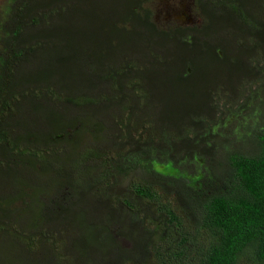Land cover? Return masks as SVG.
<instances>
[{"label": "trees", "instance_id": "obj_1", "mask_svg": "<svg viewBox=\"0 0 264 264\" xmlns=\"http://www.w3.org/2000/svg\"><path fill=\"white\" fill-rule=\"evenodd\" d=\"M149 5L3 0L0 240L17 229L11 237L36 260L49 254L48 264H66L45 244L70 235L67 227L77 235L72 250L66 247L75 264H83L79 252L96 247L98 264H264V127L248 139L247 150L226 154V166L216 159L223 157L218 128L230 113L223 112L250 111L247 99L257 113L264 110V99L258 101L264 96V0H194L203 24L175 29L160 27ZM108 88L112 93L90 95ZM156 105L158 115L151 109ZM114 108L152 126L147 140L134 139L111 164L93 147L110 139L115 126L79 116ZM77 135L83 143L74 141ZM70 146L82 151L77 166L63 168L58 162ZM195 157L210 164L195 184L184 171L172 177L153 167ZM93 159L103 163L90 164ZM47 168L53 197L34 187ZM30 171L37 182H20L32 178ZM157 186L174 194L179 207L162 200ZM136 201L149 204L148 219L136 213ZM20 205L37 207L33 226L20 218ZM88 210L90 230L76 233L70 220ZM156 219V230H149ZM115 229L132 248L121 247Z\"/></svg>", "mask_w": 264, "mask_h": 264}, {"label": "rangeland", "instance_id": "obj_2", "mask_svg": "<svg viewBox=\"0 0 264 264\" xmlns=\"http://www.w3.org/2000/svg\"><path fill=\"white\" fill-rule=\"evenodd\" d=\"M3 0H0V5L2 4ZM149 7L154 12V17L156 22L160 27L163 28H177V27H199L202 23V18L200 15L196 12V9L194 7V0H150ZM182 19H178L177 16ZM184 25V26H183ZM186 25V26H185ZM92 98H97L95 96L96 93H112L111 88H108V90L104 91L102 89H93L91 92ZM264 99V96H261L258 101H261ZM247 105L250 106V111L243 112L239 109L233 108L230 111H224L223 113L230 112L229 117L227 121H223L218 128V134H220V143L221 145L218 148V151L220 154H223V157L216 158L218 162L223 163V167L226 166L225 158L227 153H235L240 152L248 149V139L252 137L254 134H256L258 131L261 130V128L264 127V110L260 112H256L255 109H252V105L254 101H251L250 99H247L245 101ZM152 107V106H151ZM153 114L158 115L160 111L159 106H155L153 108ZM146 112V111H145ZM81 113V112H80ZM67 115V113H66ZM70 118H74L72 116L67 115ZM132 118V124L129 123L128 118ZM79 118L84 119L85 121L89 122L90 120H94L97 122H100L99 124L108 126L109 124L111 126H115L114 130H112V137L115 139L117 138V141L111 145V133H110V139L108 137L104 140L102 139L103 144L99 146H95L97 151H101L103 157H109L111 159V164L115 162V159L118 158L120 154H126L130 149V142H132L134 139L138 140L140 137H142L140 140H147V137L149 136V128L152 126V124H144V121L137 122L135 121L134 117L131 115V111H127L126 114L122 113L121 110L118 111V109H109L108 111H105L104 114L96 115L93 114H86L83 118L79 116ZM158 122V121H157ZM159 123V122H158ZM159 125L155 124V131H158ZM143 136L146 139H143ZM63 136H59L57 139H61ZM253 138V137H252ZM91 139V138H90ZM92 140V139H91ZM74 141L77 143H83L82 140L78 137V135L75 137ZM135 142V141H134ZM91 148H89L90 150ZM82 151V147L79 146H70L68 147V151L66 154L62 156L60 161L58 162V165L63 168H71L75 167V162L78 160L77 154ZM57 153H59L57 151ZM223 158V160H222ZM94 162H90L93 164H101L103 163L101 160L93 159ZM106 164V163H105ZM213 165V164H212ZM154 170L160 174L166 175V176H172V177H179L183 174V171L186 173L184 177L188 180L189 184H195V182H198L201 178H205L206 173L209 172L210 164L206 162L204 159H201L200 157H195L193 161L189 160L188 162L180 163L179 166H175L173 163H166L161 164L154 162L153 163ZM103 169H100L98 171L97 179L99 180L98 185L95 187V189H100V183L103 178ZM53 174V172L47 168L45 176L41 178L43 181L41 183H36L35 188L39 193H47L49 196L53 197L56 194V188L52 184L50 174ZM30 174L32 176L31 179H27V176H24V179H20V182H29V183H35L37 182V178L33 174L32 171H30ZM92 182H90V185ZM156 187V190L161 195L162 200L167 202L169 201L171 204H173L176 208H178V203L175 199L174 194L168 193L164 189ZM46 191V192H45ZM137 204H134L136 213L140 214L141 219H148V216L144 214V211H147L149 208L148 203H144L141 201H136ZM141 203V204H140ZM30 204V203H29ZM33 206V205H32ZM31 206V207H32ZM27 208L26 206H19V214L20 218L21 216H24V220L27 221L31 226L32 221H36L35 215L37 213V207L33 206L32 208ZM77 217L70 220L71 223H73L77 228L73 229L76 233H78L81 230V227H83L84 230L89 231V221L85 217H89L92 215V211H87V216H84L83 213L77 212L75 213ZM31 222V223H30ZM159 224V220L156 219L153 223H147V228L149 230H156L154 227V224ZM93 232L95 236L98 235V225L97 223H94ZM118 229V228H117ZM70 233V235L66 232L61 238H56L54 241L56 244H54L52 241L46 243L45 245L51 246V248L55 249V252L60 256L64 257L66 264H75L74 259L71 255L68 254L66 247L69 248V250H72V246L77 241V235L74 238L71 231L68 229V227L65 229ZM17 229H11V235L5 234L2 240H0V264H48V256L44 255L41 259H34L30 256V253L28 255L29 250L26 249L22 245V242L20 240L14 239L11 237L12 235H16ZM113 233L116 236V239L120 243L121 247L124 249L132 248L133 243L129 241L128 239H123L119 237L116 233V229L113 230ZM28 246V242H27ZM32 251H38L40 248L39 242L32 241L31 242ZM50 249V248H49ZM98 247H96L95 250L90 252L89 250L84 252H79V255L83 261V264H98L99 260L101 259V255H99ZM100 250V249H99ZM149 259L152 258V254L148 255ZM45 259V261H43ZM102 260V259H101ZM100 260V261H101ZM43 261V262H42ZM126 264V263H125Z\"/></svg>", "mask_w": 264, "mask_h": 264}, {"label": "flooded vegetation", "instance_id": "obj_3", "mask_svg": "<svg viewBox=\"0 0 264 264\" xmlns=\"http://www.w3.org/2000/svg\"><path fill=\"white\" fill-rule=\"evenodd\" d=\"M176 16H177V15H176ZM177 18L180 19V20L182 19V22L184 21L183 18H180L179 16H177Z\"/></svg>", "mask_w": 264, "mask_h": 264}]
</instances>
